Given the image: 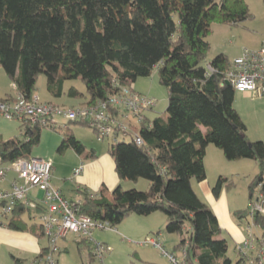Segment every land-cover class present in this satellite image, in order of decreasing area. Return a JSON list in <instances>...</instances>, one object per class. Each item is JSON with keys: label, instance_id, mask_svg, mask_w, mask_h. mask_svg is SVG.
Returning a JSON list of instances; mask_svg holds the SVG:
<instances>
[{"label": "trees", "instance_id": "16d2710c", "mask_svg": "<svg viewBox=\"0 0 264 264\" xmlns=\"http://www.w3.org/2000/svg\"><path fill=\"white\" fill-rule=\"evenodd\" d=\"M251 17L245 0H0V69L27 100L34 97L42 75L55 99L63 97L67 81L80 80L86 94L71 88L68 96L94 104L150 77L156 68L169 92L166 117L146 115L140 128L143 146L130 140L108 148L118 177L145 179L147 190L117 187L112 199L79 190V214L114 228L131 215L160 212L167 218L165 231L180 240L173 254L182 253L187 264H232L231 241L192 183L207 179L206 152L214 145L229 162L258 163L260 172L249 185V200L252 203L259 185L264 197V143L248 139L234 107L237 92L226 82L232 61L219 54L208 63L213 73L206 68L212 25L234 26ZM7 99L14 98L0 101ZM71 125L89 127L70 122L61 131L58 153L73 150L86 159L96 158V152L87 151L73 135ZM43 128L48 127L21 122L20 136L0 140L3 162L33 158ZM230 186L229 179L219 177L214 196ZM25 212L17 207L8 227L43 238L41 226L25 222ZM248 214L249 209L233 212L240 223ZM254 220L264 235V217ZM78 245L88 249L86 264H104L88 239L80 237ZM236 254L238 264H245L237 247Z\"/></svg>", "mask_w": 264, "mask_h": 264}, {"label": "built area", "instance_id": "2783aa9c", "mask_svg": "<svg viewBox=\"0 0 264 264\" xmlns=\"http://www.w3.org/2000/svg\"><path fill=\"white\" fill-rule=\"evenodd\" d=\"M209 73L213 68L207 64ZM226 82L238 93H247L253 100L264 103V40L259 49L246 50L240 57L232 61L226 71ZM17 92L14 99L0 101V116L6 120H18L26 124L54 127L61 130L70 122L85 123L99 139L110 138V144L133 140L138 146L144 145L140 128L146 120L148 112L156 106V100L137 93L132 87H123L107 101L94 104L87 102L77 108H65L41 103L37 98L27 100L18 93L16 84L11 85ZM62 120V121H59ZM76 169L74 177L81 174ZM15 174L9 189H0V227L22 206L25 216L42 227L47 247L28 264H57L56 254L60 252V242L69 235H79L90 241L98 261L110 247L94 239V231L112 230L108 222L95 221L79 214L80 199L72 201L51 185L53 163L50 160L21 159L5 164L0 156V182H5L9 174ZM254 193L250 203L249 214L243 219L241 228L245 240L237 247L239 255L247 264H264V235L262 229L255 223V216L264 217V197L259 192ZM42 196L37 197V193ZM29 214V215H28ZM148 243L162 251L170 264H187L180 261L175 254L166 252L157 238L147 239ZM103 263V262H101Z\"/></svg>", "mask_w": 264, "mask_h": 264}, {"label": "rangeland", "instance_id": "374dc122", "mask_svg": "<svg viewBox=\"0 0 264 264\" xmlns=\"http://www.w3.org/2000/svg\"><path fill=\"white\" fill-rule=\"evenodd\" d=\"M245 2L252 16L249 20L234 26H225L218 23L212 25V32L208 38L210 50L208 52L206 66L219 54H225L230 61H233L240 57L246 50L259 49L261 42L264 40V0H245ZM0 74H5L3 69H0ZM136 82L138 88L144 86L153 93V95H149L143 92L144 94L142 95L156 100V106L153 109L154 112L150 114L149 117L151 119L166 117L169 92L167 88L160 83L158 69L156 68L150 77L139 78ZM133 85L135 86V83ZM71 88H75L80 91V93L86 94V87L80 80L67 81L65 84V91L68 92ZM38 92L42 100L50 96L47 90V78L45 75L40 76L36 84L35 94ZM248 95L247 93L243 94L237 92L235 95L234 107L247 127L246 134L248 139L251 142L261 141L264 143V104L259 99L252 101L253 99ZM76 100L77 99L65 96V101L68 103ZM54 101L64 103V101H60L59 99H54ZM20 123L21 122L15 119L6 120L0 117V132L3 133L4 140L20 136ZM70 127L73 132L76 133L78 139H80L79 141L84 140L82 143L88 147V150L95 149L98 153L99 162L96 163L93 173L96 181L99 180V177L104 176L108 179L110 174L116 179L117 176L114 172L112 158L107 155V149L109 148L111 139H99L89 127L81 125H71ZM66 130L67 127H62L61 130L43 128L40 144L34 148L32 157L35 159L52 160L56 165H61L62 163V171H60L62 177L65 179V183L73 186L72 194L70 195L75 194L73 196L77 197L78 194L75 191L73 192V190H76L73 184H75V182L77 183L79 179L75 181V178H73L72 180L76 170L73 166L75 153L67 152L65 155H60L58 153V148L63 139L62 133ZM126 141H129V138H126ZM211 148L221 151L224 156L223 151L214 145H211ZM54 159H56V161H54ZM219 162L217 154H211L205 157L207 179L204 183L209 184L213 190L219 179L217 178V168L218 166L219 169L222 167L221 171L224 172L225 175H228L224 176V178L229 179L231 183L230 188H228V190L226 189L230 203L236 200L237 206L246 207V210H248L250 206L249 185L252 179L260 172L258 163L253 160L245 159L240 162H246V164L244 163L241 165L240 163H236L239 161L229 162L226 160V165L222 166L221 162ZM109 165L111 170H108ZM83 168V165L78 167V169L81 170H83ZM126 181L129 182L126 184H136V182L133 181ZM139 182L141 183L138 186V191H146L145 187L148 181L140 179ZM197 184V181H193L192 185L194 191L202 197V192L199 187H197ZM128 187V185H124V191L133 189ZM141 217L142 216L134 214L126 218L120 225L114 227L112 230H101L98 228L94 231V239L100 243H102L101 239H108L107 243L110 247V252L104 254L103 258L100 260L101 262L104 264H169V259L163 255L161 250L156 249V247L151 244L144 243L145 240L155 237L148 236L149 233L147 235L143 233L142 225L136 221ZM232 217L235 223L242 225L233 215ZM24 220L28 225L35 224L33 220L27 218ZM242 222L244 223V221ZM161 227H163L160 230L161 233L167 236L168 233L165 231L166 224ZM20 236L19 232L0 229V264H16L14 258L20 257L29 259L28 261H30L34 257L35 252L48 245L46 238L36 241L35 238L30 235H23V238ZM171 236L174 237H170L168 242L160 240L164 250L168 253H172L175 239L179 241L177 235L173 234ZM223 236L229 238L232 242L231 238L226 233ZM80 237L82 236L69 235L65 240L60 242V252L56 254L57 264H86L88 262L89 255L87 247L85 245H78ZM232 245L233 244L229 245L228 256L232 260V264H238V257L235 253L236 251L233 252ZM25 248L28 249L27 253H22ZM33 250L36 251L33 253ZM176 256L180 261H183L182 253L179 252Z\"/></svg>", "mask_w": 264, "mask_h": 264}, {"label": "crops", "instance_id": "0c3cea01", "mask_svg": "<svg viewBox=\"0 0 264 264\" xmlns=\"http://www.w3.org/2000/svg\"><path fill=\"white\" fill-rule=\"evenodd\" d=\"M136 83H135V86L134 85L132 86V89L134 91H136L139 94L146 93L149 95H153V93L150 89H148L147 87H144V86H142V87L140 86V88H138ZM0 84L2 85V86L0 85V99H6L9 97L15 98V96L17 95V92L12 90V87H11L12 83H11L9 77L6 75V73L0 74ZM82 94H84V93H82ZM49 95L50 96H47L44 100H42L40 93L38 92L37 94H34V98H37L41 103H44V104H50V105H55V106H60V107H65V108H77V107H79L83 104H86L88 102L86 99L83 98V99H77L76 101H72L71 103H68L67 101H65V96H67L68 98H70V97L68 96V92L65 91V89H64L63 97L59 99L60 101H64V103H58V102L54 101L55 98L52 97V95L50 93H49ZM252 101H255V100H252ZM153 112H154V110L151 112H148L147 116L149 117V115L152 114ZM203 131H205V129H203ZM72 133L75 137H77L76 133L73 132V130H72ZM77 139H78V137H77ZM0 140H4V135L1 132H0ZM78 140H80V139H78ZM83 141H81V142H83ZM85 147H86L87 151H95L97 157L93 158V159H86V157L84 155H78L73 150L67 151V152L75 153V158H74V163H73L74 169H78V167L81 165H83V167H84L82 170V173L77 178L72 177V180H73V178H75V181L77 179H79V181L77 183L74 181L75 184H73L76 187V190H73V192L75 191L78 194L77 197L73 196L75 194L70 195V194H72L71 192H72L73 186H70L69 184L65 183V179L62 177V173L60 171H62L61 165H63V164L61 163V165H56L55 162H52L53 163V173H52V178H51V185L55 189L59 190L64 197H66L67 199L72 200V201H77L80 199L79 190H87L92 195L98 196V195L102 194L106 198L112 199L113 198V191L117 187H121L124 190V185H128L129 186L128 188H133V189H137V190L139 189L138 186L141 183V182H139L140 180L138 182H136L135 185H132V184H126L129 182H127L126 180H122L118 177L117 173L115 172L114 160L109 155L108 149H107V155L112 158V161H113L112 164L114 165V172H115L117 178L116 179L113 178L112 175L110 174V177L108 179H106L107 177L104 176V177H99V180L96 181L93 173H94V167H95L96 163L99 162L98 153L95 149L88 150V147L87 146H85ZM213 149L214 148H211V146H209L207 148L206 157L208 155H211V154H213V155L217 154V158L221 162V165L222 166L226 165V163H225L226 160L224 158L225 156H223L222 152L219 150H213ZM67 152H65L64 154H60V155H65ZM54 157H56V156H54ZM50 161H52V160H50ZM54 161H56V159H54ZM240 161H242V160H239V162H236V163H240L241 165L244 163L246 164V162H240ZM107 162H108V160H107ZM236 165H238V164H236ZM108 168H109L108 170H111L110 165L108 166ZM205 168H206V165H205ZM221 168L219 169V166L217 168V174H218L217 178L228 176V175H225V173L221 171ZM15 178H16L15 174H13V173L9 174L8 178L5 182H3V183L0 182V189H9L10 185H11V181ZM143 185H145V184H143ZM197 185H198L197 187H199V189L202 192V197L200 195H198V196L213 210L214 214L216 215V217L219 221L221 229L223 230V233L224 234L226 233L231 238V240H232L231 244H233L232 250H233V252H235L236 247H238L240 244H242L243 241L245 240V233L242 230L241 225L234 222L232 215H233V212L243 211V210H246L247 208L237 206L236 200H234V201H232V203H230V199L228 197V192L226 189H223L220 196L218 198H216L213 194L212 187L209 184H205L204 182H201V183L198 182ZM148 187H149V182H147V184H146V187H145L146 190ZM95 193H98V194H95ZM36 195L39 198L42 196L41 193H37ZM25 218H27V216L24 215V219ZM136 221H138V223H140L142 225V229H143L144 234L147 235L149 233L148 236H153V237L157 238L159 241L165 240V242H168L170 237H174V236H171L168 234H167V236H164L161 233L160 230H161V228H163L161 226H164L165 224H167V218L164 214H160V212L153 213L150 216H144V217L138 218V220H136ZM29 226H31V225H29ZM0 229H2V230L7 229V231L8 230L16 231V230L9 228L7 222H6V226L0 227ZM16 232H19V234L21 235L20 237H22V238L24 237L23 235H30L31 237L35 238L36 241L45 239L44 237L40 238V237L34 235L33 233H29V232H21V231H16ZM94 235H95V233H94ZM101 240H102V243L108 245V243H107L108 239H106V240L101 239ZM179 241H177L175 239V241H174L175 243H173V249L179 243ZM45 248H46V246L43 248H40L37 252H35L36 250H33V253L35 252V255L31 260H33L38 255H40V252L42 250H44ZM27 251H28V249L25 248L22 251V253H27ZM228 252H229V250H228ZM170 254H173V251ZM14 260H15V263H16V260L21 261L20 264H28V262H29L28 261L29 259H24L21 257L20 258H14Z\"/></svg>", "mask_w": 264, "mask_h": 264}]
</instances>
